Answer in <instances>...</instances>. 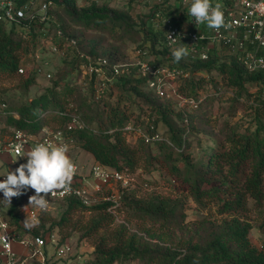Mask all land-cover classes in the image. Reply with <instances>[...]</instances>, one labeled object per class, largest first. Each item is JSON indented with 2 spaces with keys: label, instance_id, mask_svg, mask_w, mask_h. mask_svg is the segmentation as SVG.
Here are the masks:
<instances>
[{
  "label": "trees",
  "instance_id": "16d2710c",
  "mask_svg": "<svg viewBox=\"0 0 264 264\" xmlns=\"http://www.w3.org/2000/svg\"><path fill=\"white\" fill-rule=\"evenodd\" d=\"M15 1L20 7L30 0ZM60 3L67 7L74 22L84 28L145 34L148 44L140 46L139 57L154 68L188 72V75H177L170 81L176 84L177 92L182 96L202 99L199 106L193 108L196 112L204 102L231 91L235 100L251 102L247 104L246 115L250 120L243 130L226 122L215 132L218 121L206 112L191 115L190 111L180 108L173 110L174 98H163L165 102H158L162 97L149 86L150 75H144L140 65H131L128 72L117 75L106 68L108 78L113 77L110 80L99 77L97 80L93 73L89 91L90 100L96 107L91 110L86 108L88 104L77 101L80 96L76 87L63 80H56L50 90L18 105L10 106L1 101L0 121L12 131L11 137L17 130L40 134L45 128L66 129L73 115L77 114L85 122V127L76 128L69 134L75 144L94 156L96 162L130 173L139 168L150 171L158 167L170 177L176 192L170 196L155 192L140 197L131 186H125L118 202L105 200L91 205L70 196L63 200L67 208L58 222L53 221L51 212H43L31 227L25 226L27 213L22 210L23 201L14 197L11 205L6 204L3 210L11 232L17 239L47 238L55 225L70 223L71 212L89 210L92 211L89 220L75 226L84 236L93 238V255L85 264L132 261H139V264H264V241L262 248L252 242L250 231L253 225L245 217L248 211L256 209L261 214L264 228V70L250 72L235 58L215 54L208 59L188 54L185 56L187 60L184 57L176 62L172 55L174 49H170L165 40V28L155 21L154 16L161 11L174 18L177 24H182L188 18L189 7L179 2L175 6L168 1L156 6L141 24H136L129 10L111 8L109 1L81 7L74 0ZM36 23L43 22L24 20L25 25L20 26L0 20V73L20 72L22 59L31 45L29 38L17 36L16 31L17 28L34 31ZM41 44L43 39L39 40ZM87 55H101L109 60L110 66L123 60L113 52L94 48L85 54V63H88ZM213 70L221 75L222 82L217 83L219 80L213 77L207 79L203 74H210ZM32 77L28 78L29 82ZM210 80L215 86L206 83ZM97 81L99 87L95 85ZM248 83L257 89L250 90ZM224 85L229 90L223 92ZM99 88L102 91L98 93ZM116 88L121 97L130 93L138 103L145 102L157 112V116L160 115L169 126L170 135L161 133L159 141L147 142L135 130H126L127 123L133 122L144 131L153 123L160 131L159 117L142 115L132 120L130 113L121 111L120 102L114 104L110 101ZM174 111L184 122L183 126L172 124L169 114ZM189 199L200 210L214 212L217 217L211 219L207 214L190 220L186 212ZM115 211L123 214L125 220L118 223ZM47 222L52 223L47 226ZM132 222L136 225L135 230L130 226ZM23 231L27 235L17 234Z\"/></svg>",
  "mask_w": 264,
  "mask_h": 264
},
{
  "label": "rangeland",
  "instance_id": "374dc122",
  "mask_svg": "<svg viewBox=\"0 0 264 264\" xmlns=\"http://www.w3.org/2000/svg\"><path fill=\"white\" fill-rule=\"evenodd\" d=\"M60 1L63 0H51V9L49 12V19L44 23H36V30L28 32L22 31L21 28H17V36H25L29 38L31 49L28 51L21 62V67L24 68V72L15 74L0 73V102L6 101L10 106L18 105L21 102L29 101L34 96L41 94L46 90H50L54 86L56 80H63L65 82L72 83L78 90L79 99L86 105L88 110L95 108L96 105L90 100L91 94L89 91L91 73L88 63H85V54H89L92 49H97L102 52L116 54L115 56L123 59L120 64L123 66L130 65L131 63L138 62L141 58L138 55L140 46L148 44L147 36L145 34L125 33V32H111L109 29H96V28H84L77 25L74 20L69 16L67 7ZM76 4L81 6L90 5L87 0H74ZM171 2L173 6L177 5L178 0H112L109 1L111 8H119L129 10L136 24H141L145 21L149 14L153 12L156 6L165 2ZM39 4L36 5L38 10ZM42 24V25H41ZM43 39V44L39 45V40ZM72 39H75L76 44L70 43ZM53 46H56L58 50H53ZM38 55V56H37ZM187 60L188 58H184ZM48 73L52 75L49 76ZM207 79L219 80L217 83L222 82L221 75L216 70H213L210 74L203 73ZM31 81H28V78ZM104 78V76H99ZM98 80V78H97ZM178 78L175 79V82ZM210 86H215L211 80L206 82ZM216 83V84H217ZM174 86L175 83H172ZM95 85L99 87L100 82H96ZM225 90H229L225 87ZM247 86L250 90H256L257 87L248 83ZM99 88V92H101ZM213 91V90H209ZM231 91H226L220 98H214L204 102L202 108L198 112H206L209 117L215 118L218 122L215 132H218L224 123L228 122L231 125L239 126L243 130L249 117L247 115V104L250 101L235 100L231 95ZM136 97L130 93H124L121 97V92L118 88L115 89L114 95L110 98V101L114 104L120 102L121 111H126L131 114L132 120H135L137 116L149 115L158 118V128L163 135L169 136L171 130L169 126L160 119V115L157 116V112H154L148 105L138 103ZM120 100V101H119ZM166 99L160 98L158 102H165ZM175 104L177 105V101ZM172 106L173 110H178V106ZM83 106V105H82ZM88 106V107H87ZM206 110V111H204ZM176 111L169 114V118L174 126H183L184 122L176 117ZM191 115L196 114L194 109H188ZM132 112V113H131ZM199 122V120H198ZM5 128V129H4ZM12 131L5 127L4 123L0 121V143L6 144L11 138ZM43 133V131L41 132ZM192 135V134H191ZM203 138L208 137L201 135ZM193 144L194 135L192 136ZM71 156L82 165V175H86L85 181L86 187L90 190L88 194L93 203H101L107 199L111 194H115V197L119 200L120 191L124 184L109 182L101 187V190H94V179L89 176V172L92 164L94 163L93 157L85 150L81 149L78 144H72L70 147ZM9 152H3V155ZM2 155V156H3ZM2 156H0V163ZM9 162L6 165H0V174L10 171L16 163H20L19 156L14 153H9ZM134 181L129 186L135 189L140 197H147L152 193H160L165 196L175 195V189L170 177L165 171L156 167L150 171L139 168L134 173ZM175 197V196H174ZM23 201V200H22ZM28 206V203L23 201L22 210ZM67 204L64 201H57L54 203L51 213L53 215V221L58 222L62 216L64 210H66ZM116 212V211H115ZM187 216L190 220L201 218L204 215L210 214L211 219H215L217 215L214 212L203 211L197 207V204L189 199L186 204ZM27 213V212H26ZM92 215V211H73L70 214V223L66 222L62 226L55 225L49 235L50 238L54 237L59 245L69 244L71 250L64 256H58L56 253L57 246L52 244L51 241L47 244L46 250L50 259V264H85L93 255L94 246L93 238L86 237L82 231L76 230L75 226L78 223L86 222ZM117 222L124 221V215L116 212ZM256 210H250L245 217L252 223L253 227L250 231V238L252 242L259 248L263 247L264 241V228H262V217ZM30 225L36 224L28 216L26 217ZM52 222H47V226H50ZM132 230L136 229L134 222L130 223ZM18 235H27L26 231L23 233H17ZM46 235V236H48ZM15 248V244H14ZM28 249L23 247L21 253L27 252ZM124 264H139V261L126 262Z\"/></svg>",
  "mask_w": 264,
  "mask_h": 264
},
{
  "label": "built area",
  "instance_id": "2783aa9c",
  "mask_svg": "<svg viewBox=\"0 0 264 264\" xmlns=\"http://www.w3.org/2000/svg\"><path fill=\"white\" fill-rule=\"evenodd\" d=\"M101 1L112 0H87L90 4ZM178 2L182 5H188V7L191 4V0H179ZM51 3V0H30L25 6L19 7L15 0H0V20L20 26L25 25L23 24L24 20L46 22L49 19L48 14ZM37 4H39L38 10H36ZM212 4L213 6L219 4L221 11L224 13L226 26L221 27L219 30L208 28L206 23L196 25L194 18L189 14L185 22L177 24L174 18L165 16L161 11L155 13V21L158 24H162L165 28V40L169 48L173 50L183 43L190 55L198 56L202 59H208L211 54L221 57L226 56L228 59L235 58L250 72L264 70V0H212ZM167 33L171 34L173 39H176L175 43L168 39ZM70 41L74 45L77 42L75 39ZM53 50L56 51L58 49L53 46ZM86 58L88 59L90 73H95L97 78L99 76L108 78L105 71L106 68H110L117 75L128 72V67L131 65H140V71L144 75H150L148 84L155 93L162 98L176 99L177 106L182 110L188 111L190 108H197L202 101L201 98L182 96L177 92L176 86L170 81L177 75H188V72L165 67L154 68L142 60L126 66L121 64L110 66L109 60L101 55L94 57L87 55ZM20 72H24L23 67L20 68ZM162 74L168 79L165 80ZM48 75L51 76L52 74L48 73ZM84 127L85 122L83 119L79 115L74 114L72 122L66 129L45 128L43 133L40 134L17 130L6 144L0 143V156L5 151L14 153L19 156L21 164L27 162V157L24 156L26 152L38 143L66 145L68 148L67 155L76 165V172L68 190L58 192L54 196L49 193L46 197L49 201L46 210L29 206L27 216L33 221H37L43 212H51L54 203L63 201L70 196L81 199L87 205L93 203L92 198L88 195L90 190L85 184L87 177L79 173V165L72 158L70 152V147L75 141L69 132L76 128ZM125 129L135 130L138 134L144 136L147 142H156L162 139L161 132L156 129L153 123L149 124L147 131L135 126L133 122L127 123ZM7 173L0 174V181L6 179ZM89 176L94 179L95 191L101 190V187L109 182L129 186L135 180L134 173L112 169L96 161L91 166ZM32 195H35L34 190L28 188L24 190V194L19 196V198L29 203V197ZM104 198L118 202L115 194ZM3 199V193L0 192V201ZM5 206L6 203L0 202V264H48L49 256L46 247L50 241L52 244H56L58 256H64L70 252L71 246L69 244L59 245L54 237L50 238L48 236L44 238L43 236H36L34 238L17 239L16 235L11 232L9 221L3 212ZM15 243L26 247L28 251L25 253L17 252L14 248Z\"/></svg>",
  "mask_w": 264,
  "mask_h": 264
},
{
  "label": "clouds",
  "instance_id": "9594fccd",
  "mask_svg": "<svg viewBox=\"0 0 264 264\" xmlns=\"http://www.w3.org/2000/svg\"><path fill=\"white\" fill-rule=\"evenodd\" d=\"M188 14L194 18L196 25L206 23L208 28L215 30L226 26L221 6H213L212 0H191ZM168 39L172 43L176 42L171 34H168ZM184 45L182 43L172 52L176 62L188 55V49ZM67 153L66 145L36 144L24 155L27 162L20 164L15 171H8L6 179L0 181V192L4 196L0 202L11 205L13 197L21 196L24 190L30 188L34 190L35 195L29 197L28 206L24 208L25 213L29 206L46 210L49 203L46 199L48 194L54 196L58 192L68 190L76 172V165ZM25 226L31 227L27 219Z\"/></svg>",
  "mask_w": 264,
  "mask_h": 264
},
{
  "label": "crops",
  "instance_id": "0c3cea01",
  "mask_svg": "<svg viewBox=\"0 0 264 264\" xmlns=\"http://www.w3.org/2000/svg\"><path fill=\"white\" fill-rule=\"evenodd\" d=\"M87 152V151H86ZM87 153H89L92 157H93V159L95 160V158H94V156L90 153V152H87ZM3 155V153L1 154V156ZM9 162H11L10 160H9V153L7 154H5V155H3L2 156V159H1V163H0V165H6V164H8ZM77 163H78V161H76ZM21 164V162L18 164V163H16L15 164V166L11 169V170H15L17 167H19V165ZM78 165H79V173L80 174H82V171H81V169H82V165H80L79 163H78ZM21 249H23V247L20 245V244H18V243H15V250L17 251V252H20L21 253Z\"/></svg>",
  "mask_w": 264,
  "mask_h": 264
}]
</instances>
